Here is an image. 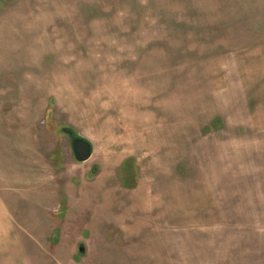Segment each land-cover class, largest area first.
<instances>
[{"label": "rangeland", "instance_id": "374dc122", "mask_svg": "<svg viewBox=\"0 0 264 264\" xmlns=\"http://www.w3.org/2000/svg\"><path fill=\"white\" fill-rule=\"evenodd\" d=\"M0 189L48 264H264V0H0Z\"/></svg>", "mask_w": 264, "mask_h": 264}, {"label": "crops", "instance_id": "0c3cea01", "mask_svg": "<svg viewBox=\"0 0 264 264\" xmlns=\"http://www.w3.org/2000/svg\"><path fill=\"white\" fill-rule=\"evenodd\" d=\"M8 199L9 196L6 192L0 189V264L51 263L47 259L42 261L35 254V250L25 242L20 230L21 227H18L17 219L8 203ZM58 243L53 246V250L58 247ZM60 250V248H57V251Z\"/></svg>", "mask_w": 264, "mask_h": 264}, {"label": "water", "instance_id": "95a60500", "mask_svg": "<svg viewBox=\"0 0 264 264\" xmlns=\"http://www.w3.org/2000/svg\"><path fill=\"white\" fill-rule=\"evenodd\" d=\"M72 148L75 158L79 161L87 159L91 155V145L89 141L82 137H75L72 140Z\"/></svg>", "mask_w": 264, "mask_h": 264}]
</instances>
